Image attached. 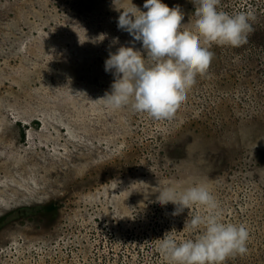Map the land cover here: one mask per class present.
Wrapping results in <instances>:
<instances>
[{
    "label": "rangeland",
    "instance_id": "rangeland-1",
    "mask_svg": "<svg viewBox=\"0 0 264 264\" xmlns=\"http://www.w3.org/2000/svg\"><path fill=\"white\" fill-rule=\"evenodd\" d=\"M163 3L194 30L191 0ZM243 3L219 9L251 15L247 42L213 45L174 118L155 120L100 99L114 79L109 52L132 41L116 10L131 0H0V216L57 206L45 223L0 230V264H167L159 238L194 239L185 221L207 210L172 216V203L154 202L157 187L194 184L209 188L224 222L249 230L247 254L225 264H264V6Z\"/></svg>",
    "mask_w": 264,
    "mask_h": 264
},
{
    "label": "clouds",
    "instance_id": "clouds-1",
    "mask_svg": "<svg viewBox=\"0 0 264 264\" xmlns=\"http://www.w3.org/2000/svg\"><path fill=\"white\" fill-rule=\"evenodd\" d=\"M194 4V30L184 28L180 7H169L163 0H144L142 11L134 5L117 8V27L131 37L130 46L120 45L109 52L105 71L114 76L111 90L100 98L113 110L129 107L155 120H171L187 92L204 75L214 58L213 45L241 47L252 31L251 15L220 10V0H191ZM122 9V10H121ZM119 42V37L112 43ZM141 42L143 52L135 48ZM155 203L175 207L172 216L194 205L207 210L193 214L185 227L200 234L177 241L166 234L159 238L158 251L167 264H225L236 255L247 254L250 233L246 225L226 223L219 204L209 188L194 184L183 191L158 186ZM188 212V216H189Z\"/></svg>",
    "mask_w": 264,
    "mask_h": 264
},
{
    "label": "trees",
    "instance_id": "trees-1",
    "mask_svg": "<svg viewBox=\"0 0 264 264\" xmlns=\"http://www.w3.org/2000/svg\"><path fill=\"white\" fill-rule=\"evenodd\" d=\"M243 1L246 0H237L238 8L245 7ZM252 1V0H250ZM258 2L261 6H264V0H254ZM243 10V9H242ZM57 206L55 202H43L40 204L33 205H23L19 208L13 209L9 212L0 216V230L8 224V222L16 219H29L38 221L39 224L45 223L48 221L49 217L56 214Z\"/></svg>",
    "mask_w": 264,
    "mask_h": 264
}]
</instances>
